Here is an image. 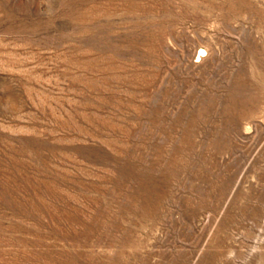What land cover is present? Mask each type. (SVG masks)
<instances>
[{
    "label": "rangeland",
    "instance_id": "obj_1",
    "mask_svg": "<svg viewBox=\"0 0 264 264\" xmlns=\"http://www.w3.org/2000/svg\"><path fill=\"white\" fill-rule=\"evenodd\" d=\"M0 264H264V0H0Z\"/></svg>",
    "mask_w": 264,
    "mask_h": 264
}]
</instances>
